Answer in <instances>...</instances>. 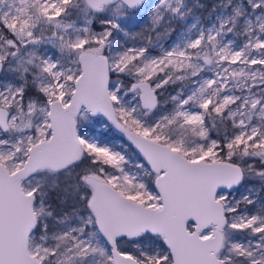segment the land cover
<instances>
[{"label": "snow or ice", "instance_id": "obj_1", "mask_svg": "<svg viewBox=\"0 0 264 264\" xmlns=\"http://www.w3.org/2000/svg\"><path fill=\"white\" fill-rule=\"evenodd\" d=\"M0 264H264V0H0Z\"/></svg>", "mask_w": 264, "mask_h": 264}]
</instances>
